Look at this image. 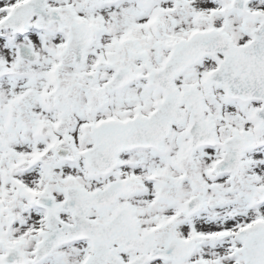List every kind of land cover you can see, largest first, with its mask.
Masks as SVG:
<instances>
[{"label":"snow or ice","instance_id":"1","mask_svg":"<svg viewBox=\"0 0 264 264\" xmlns=\"http://www.w3.org/2000/svg\"><path fill=\"white\" fill-rule=\"evenodd\" d=\"M0 264H264V0H0Z\"/></svg>","mask_w":264,"mask_h":264}]
</instances>
